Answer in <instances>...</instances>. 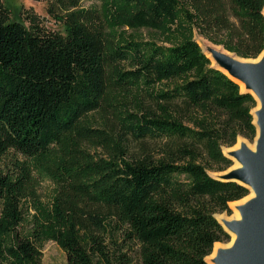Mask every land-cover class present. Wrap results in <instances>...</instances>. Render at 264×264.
Here are the masks:
<instances>
[{"label": "trees", "instance_id": "1", "mask_svg": "<svg viewBox=\"0 0 264 264\" xmlns=\"http://www.w3.org/2000/svg\"><path fill=\"white\" fill-rule=\"evenodd\" d=\"M43 1L62 31L30 13L11 20L0 0V264H40L47 240L65 264H208L229 240L215 216L249 193L207 170L231 165L221 147L253 139L255 100L195 40L158 44L139 30L175 24L256 59L264 0ZM9 152L23 158L17 173L2 163Z\"/></svg>", "mask_w": 264, "mask_h": 264}, {"label": "water", "instance_id": "2", "mask_svg": "<svg viewBox=\"0 0 264 264\" xmlns=\"http://www.w3.org/2000/svg\"><path fill=\"white\" fill-rule=\"evenodd\" d=\"M262 14L264 17L263 11ZM212 58L230 76L243 82L245 92L258 103V108L250 111L256 136L254 151L242 145L240 149L224 154L234 158L240 167L217 175V179L234 181L251 190L253 197L237 207L239 220L219 222L235 238L229 248L216 251L212 262L264 264V55L257 63H241L219 52H212Z\"/></svg>", "mask_w": 264, "mask_h": 264}, {"label": "rangeland", "instance_id": "3", "mask_svg": "<svg viewBox=\"0 0 264 264\" xmlns=\"http://www.w3.org/2000/svg\"><path fill=\"white\" fill-rule=\"evenodd\" d=\"M1 1L3 5L8 9V16L11 20L20 21V22H23L24 25H27V20L25 18V15L30 13L33 15L35 19L39 21L40 25L43 26L44 28L49 29V30L62 31L61 24L55 21L51 16L47 14L46 9H45L46 2L43 0H1ZM80 4L84 7L94 6L98 4V0H82ZM169 28H170L169 30L166 29L160 33L159 32L154 33L153 31H150V30L140 29L139 34L145 40L153 39L156 43L165 44V45L179 42L185 37H190L191 39L196 41L202 53L208 58L210 65L217 67L219 69H223V68L216 65L215 61L212 58V52L223 53L224 55L228 57L231 56V58L238 57L233 52L226 50L221 44L214 43L206 39L205 37L199 35L194 29L188 30L189 31L188 32L186 28L184 29L180 26L176 27L175 24H173ZM256 108H258V103L255 101V106L251 110L253 111ZM91 114H92V117L96 121H99V112H93ZM255 137L256 136H254L251 141H248L238 136L236 137L233 145L229 147H224V146L221 147V152L225 154L226 152L235 151V149L238 147V141H239L238 138L241 139L242 142L245 141L244 142L245 145L247 144L249 147H253L255 143ZM128 142H129V145H128L129 155H138L140 152V143H138L139 141H136L132 139L131 137H129ZM143 143L146 149L148 148L151 151L155 150L153 149L155 147L153 140L149 138H145L143 140ZM91 150L95 152H99V153L102 152L100 148H92ZM152 153L155 154L156 152L152 151ZM22 159L23 158L20 154L9 152L8 154L4 156L2 163L9 170L17 173L18 169L15 168L14 165H12V162L14 160L21 161ZM229 159L231 160V165L225 170L220 171V172H214V171L207 170V173L212 177H217V175L224 174L226 173V171L235 169V168H232L233 166H235L234 162L232 161L231 158ZM40 176L41 177L35 176L34 190H35V194L37 195V200L40 203V205L46 206V204L50 200L49 196L52 193V186H51L50 181L43 174H40ZM248 193H247L248 196H250V190H248ZM23 202H24L23 203L24 209L28 213L27 215L29 216V214H33L35 210L33 209L32 200L27 196L26 200ZM236 205L237 203L228 204V207L230 209L229 214H225L224 212L220 213L222 217H225L223 221L232 220L231 218L235 216L233 209ZM229 240L231 241L230 235H229ZM227 242H219V243L221 244L220 246H226L228 244ZM108 246L110 249L111 244L108 243ZM40 250H41L40 264H65L64 252L53 241H50V240L45 241ZM213 252H214V248H213L212 253Z\"/></svg>", "mask_w": 264, "mask_h": 264}, {"label": "bare ground", "instance_id": "4", "mask_svg": "<svg viewBox=\"0 0 264 264\" xmlns=\"http://www.w3.org/2000/svg\"><path fill=\"white\" fill-rule=\"evenodd\" d=\"M263 13H264V11H263ZM206 53V52H205ZM264 55V51L256 58V59H242V58H239V57H235V59L238 61V62H241V63H257V62H259L260 61V59L262 58V56ZM231 57V56H230ZM234 58V57H233ZM212 60V59H211ZM214 63V62H213ZM217 65V64H216ZM222 72H224L229 78H231L233 81H235L237 84H238V86L240 87V90L241 91H245V87H244V84H243V82H241L240 80H238V79H235V78H233L232 76H230L224 69H220ZM254 111V110H253ZM254 117V116H253ZM238 147L235 149V150H238V149H240L241 148V146L242 145H244L247 149H249V150H251V151H254V147H255V143H254V145H253V147H249L247 144L245 145L244 144V142H242L241 141V139H239L238 138ZM226 152V151H225ZM228 152H226L225 154H227ZM231 159H232V161L234 162V164H235V166H231L232 168H238V167H240V164L234 159V158H232V157H230ZM230 170V169H229ZM226 172H228V171H226ZM253 197V193H252V191L250 190V196H247L246 198H244V199H242V200H240V201H238V202H236L237 203V205L234 207V217L233 218H231L232 220H239L240 219V215H239V212H238V209H237V207L238 206H242L243 204H245L249 199H251ZM234 204V203H233ZM215 218H216V220L218 221V222H220V223H222V221H223V219L225 218V217H222V215H217V216H215ZM227 221V220H226ZM230 221V220H229ZM230 236H231V241L230 242H228V244L226 245V246H220L221 244H216L215 246H214V252L213 253H211V255L206 259V261H207V263L208 264H214L213 262H212V259L214 258V256H215V254H216V251L218 250V249H225V248H229L230 246H231V244L233 243V241H234V238H235V236H234V234H230ZM218 245V246H217Z\"/></svg>", "mask_w": 264, "mask_h": 264}]
</instances>
